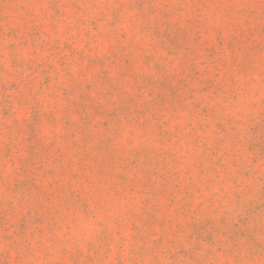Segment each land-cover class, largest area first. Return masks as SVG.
Wrapping results in <instances>:
<instances>
[{
	"label": "rangeland",
	"instance_id": "obj_1",
	"mask_svg": "<svg viewBox=\"0 0 264 264\" xmlns=\"http://www.w3.org/2000/svg\"><path fill=\"white\" fill-rule=\"evenodd\" d=\"M0 264H264V0H0Z\"/></svg>",
	"mask_w": 264,
	"mask_h": 264
}]
</instances>
